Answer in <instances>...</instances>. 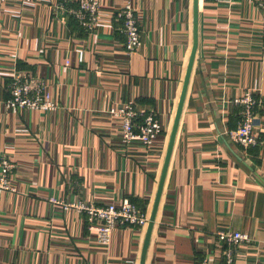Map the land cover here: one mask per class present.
<instances>
[{
  "label": "crops",
  "instance_id": "1",
  "mask_svg": "<svg viewBox=\"0 0 264 264\" xmlns=\"http://www.w3.org/2000/svg\"><path fill=\"white\" fill-rule=\"evenodd\" d=\"M86 0H0V168H16L0 195V264H140L146 228L118 227L98 243L93 206L129 199L150 215L193 46V0H89L99 22L72 15ZM131 3L142 45L129 55L122 9ZM49 85L52 112L8 110L13 74ZM254 91L258 146L232 142ZM132 101L155 112L152 146L124 145L110 115ZM247 233L236 264H264V9L259 1L199 0V47L146 264H223L220 232Z\"/></svg>",
  "mask_w": 264,
  "mask_h": 264
},
{
  "label": "built area",
  "instance_id": "2",
  "mask_svg": "<svg viewBox=\"0 0 264 264\" xmlns=\"http://www.w3.org/2000/svg\"><path fill=\"white\" fill-rule=\"evenodd\" d=\"M219 2L232 3L235 0H216ZM254 2L256 0H245ZM262 3L264 0H257ZM100 5L97 1L86 0L81 3L79 9H70L81 24L89 31H93L99 22ZM122 34L125 38L124 46L126 52L131 55L142 45V36L139 20L136 11L131 3H127L122 9ZM9 97L5 105L8 110H28L35 112H52L58 108L54 101L49 85L44 80L15 72L7 88ZM254 91L248 90L235 102L242 106L240 121L237 128L229 132L232 142L244 149H251L259 144L256 133L257 108L259 102L254 96ZM110 115L121 121V135L124 145H132L139 142L145 146H152L156 139L162 134V124L155 112L140 114L132 101L121 107L112 108ZM16 165L8 158H3L0 168V195L4 192H14L11 184V174ZM50 203L62 206L65 209L75 208L87 215L91 230L96 233L98 243L109 246L112 242L114 231L118 227L136 226L145 229L149 222V213L142 210L138 205L129 199L123 200L120 204L107 206H93L82 202L74 204L65 203L51 197ZM220 241L225 242L227 247L223 253V264H236V247L240 243L250 242L251 238L247 233L220 232ZM201 264H212L204 260Z\"/></svg>",
  "mask_w": 264,
  "mask_h": 264
},
{
  "label": "water",
  "instance_id": "3",
  "mask_svg": "<svg viewBox=\"0 0 264 264\" xmlns=\"http://www.w3.org/2000/svg\"><path fill=\"white\" fill-rule=\"evenodd\" d=\"M198 47H199V0H193V46H192V50H191V54H190L184 82H183L182 91H181L180 98L178 101L176 114L174 117L172 128L170 130L169 142H168L164 164H163V168H162V172H161V176H160V180L158 184V189H157L154 202L152 205V209L149 215V222L146 228V234H145L144 244L142 248L140 264L147 263L148 250H149V246L152 240V235L154 232V228H155L157 217H158V212H159L160 205H161L162 195L164 192V187L166 184V179L168 176V172H169V168H170V164L172 160V155L174 152V147H175V143H176L179 127H180V121H181V117L184 111V106H185L186 98L188 95V90H189L192 74L194 71Z\"/></svg>",
  "mask_w": 264,
  "mask_h": 264
},
{
  "label": "trees",
  "instance_id": "4",
  "mask_svg": "<svg viewBox=\"0 0 264 264\" xmlns=\"http://www.w3.org/2000/svg\"><path fill=\"white\" fill-rule=\"evenodd\" d=\"M8 97H9V95H8Z\"/></svg>",
  "mask_w": 264,
  "mask_h": 264
}]
</instances>
